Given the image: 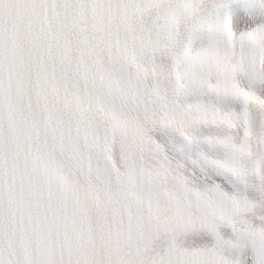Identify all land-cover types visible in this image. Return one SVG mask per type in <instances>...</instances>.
<instances>
[{
    "label": "snow or ice",
    "instance_id": "snow-or-ice-1",
    "mask_svg": "<svg viewBox=\"0 0 264 264\" xmlns=\"http://www.w3.org/2000/svg\"><path fill=\"white\" fill-rule=\"evenodd\" d=\"M0 264H264V0H0Z\"/></svg>",
    "mask_w": 264,
    "mask_h": 264
}]
</instances>
